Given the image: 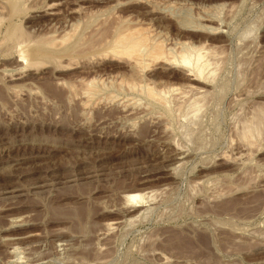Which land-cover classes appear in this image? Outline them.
Instances as JSON below:
<instances>
[{
    "label": "rangeland",
    "instance_id": "obj_1",
    "mask_svg": "<svg viewBox=\"0 0 264 264\" xmlns=\"http://www.w3.org/2000/svg\"><path fill=\"white\" fill-rule=\"evenodd\" d=\"M10 1L0 264H264V0H21L14 17ZM125 20L167 49L210 51V80L157 60L148 82L180 88L166 103L115 87L93 97L90 80L111 86L124 69L103 52ZM11 23L24 40L6 37ZM37 42H57L56 59L31 64Z\"/></svg>",
    "mask_w": 264,
    "mask_h": 264
},
{
    "label": "bare ground",
    "instance_id": "obj_2",
    "mask_svg": "<svg viewBox=\"0 0 264 264\" xmlns=\"http://www.w3.org/2000/svg\"><path fill=\"white\" fill-rule=\"evenodd\" d=\"M6 2H8V1H6ZM22 2H21V0H11L9 2V7L11 10V16L14 17L16 14H18L20 12V10H22L21 9L22 4H23ZM24 6H26V5H24ZM126 20L121 21V23L117 27L115 26L116 29L113 32L111 38H109L106 43L104 41V43L106 44L105 45L106 49H105V47L103 49H105V51L102 49L104 51L103 52L104 56H106V57L111 56V58L113 60L120 61L121 63H123V67L125 70L122 68H118V69L116 68V70L111 69L112 71L110 72V77L113 80L112 83L110 82L112 84L111 86H108L110 84L107 85L106 83H103L101 77H100L101 80L96 79V77H94L92 80H90L89 81L90 88L88 87V89H89L88 93L91 94L93 97H98L102 94V92H104V91L107 92L108 90L111 89V87H112L111 90H113V88L115 87L117 89H114V91H117V92H127L129 94H133L134 92H139L141 94H144L149 99L156 100V101L158 100V102H160V103L161 102L166 103L168 100V97H170L171 94H172V96L174 94H177L176 92L180 91V88L178 89L176 87V88H169V89L168 88L167 89L166 88L157 89L155 86H152V84L150 82H148V78H147L148 68L151 67L150 65L154 61H157V60H165V62H168L170 64H178V63L181 64L182 66H184L188 69V71L191 73V74L189 73L190 76L195 75L193 77L191 76V78L193 80H199L200 81L201 78H205V79L210 80L209 75L212 72L208 73L209 75H207L205 73L207 67L210 65V62H211L208 58H206V56L208 57V53L210 51L209 52L204 51L205 48L194 47L193 45L187 44L186 42L180 43L181 49L178 52L173 50L172 48H169V47L167 49L166 46L164 45V42L162 43L163 40L160 41L161 39L160 40L157 39L156 36H154V34L151 35V32L149 33L148 29L141 27V26L132 25L131 22H128ZM22 29L23 28H21L19 24L11 23L9 25L5 35L7 38L12 39V41L16 40V42L18 43L19 41H21L24 38V36H26L25 31H23L24 29L23 30ZM76 30H78V29H76ZM62 42H63V40H62ZM32 43H34V42H32ZM56 43L57 42H55V44L52 42L51 43L37 42L36 43L37 46L35 44V46H36V50L34 51L35 55H34V57H32V55H31V57L33 58L32 60L30 59L31 64L39 65L42 63L41 62L42 60L56 59V57L54 56V53L56 52V47H54V46L57 45ZM62 45H63V43H62ZM66 46H65V49L70 51V50L74 49L75 45L73 43L70 45L66 44ZM106 57H105V59H106ZM56 64H57V62H56ZM111 78H110V80H111ZM211 78L213 80V75ZM214 78H215V74H214ZM113 84H115V85L113 86ZM189 87H191V86H189ZM193 87H195V86H193ZM110 93H112V92L110 91ZM110 93H108V94H110ZM113 99H115V97H113ZM192 100H194V101H192V103H190V106L193 107V105H194L196 108L197 105H199L196 102H198L199 100L197 98H196V100H198V101H196L195 99H192ZM177 105H178V103H177ZM263 115H264V113L262 114V116ZM259 116H260V119L261 118L263 119V117H264V116L263 117L261 116V113ZM258 117H256V123L254 122L256 125H254L250 122L251 124H248L245 127L244 131L245 130L246 131L245 132L243 131L244 134L242 133L243 139H245L247 142L250 141L251 137L254 136V134H256L258 130H261L258 128L261 127L260 125H262L263 120L257 121L259 119ZM254 121H255V119H254ZM257 122H259L261 124L259 125V123L257 124ZM258 133H260V132L258 131ZM258 133H257V135H258ZM247 142H245V143H247ZM248 144H250V143H248ZM180 154H182L181 156L183 157V153H180ZM181 156H179V157H181ZM142 196L139 194H128L127 197L125 198V200L127 203L132 204V203H135L137 201V199H139V198L141 199ZM151 197H153V196L151 195ZM149 199H151V198H149ZM138 202H140V201H138ZM109 226L111 227V225H109Z\"/></svg>",
    "mask_w": 264,
    "mask_h": 264
}]
</instances>
